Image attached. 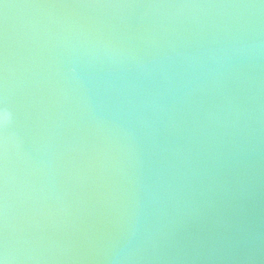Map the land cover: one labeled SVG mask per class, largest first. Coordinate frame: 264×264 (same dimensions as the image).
<instances>
[{"label":"water","instance_id":"95a60500","mask_svg":"<svg viewBox=\"0 0 264 264\" xmlns=\"http://www.w3.org/2000/svg\"><path fill=\"white\" fill-rule=\"evenodd\" d=\"M3 264H264V0H0Z\"/></svg>","mask_w":264,"mask_h":264},{"label":"snow or ice","instance_id":"6c2138e0","mask_svg":"<svg viewBox=\"0 0 264 264\" xmlns=\"http://www.w3.org/2000/svg\"><path fill=\"white\" fill-rule=\"evenodd\" d=\"M0 264H3V261H0Z\"/></svg>","mask_w":264,"mask_h":264}]
</instances>
